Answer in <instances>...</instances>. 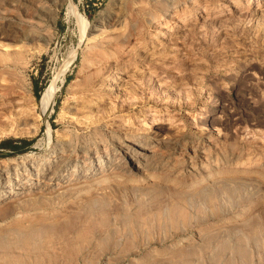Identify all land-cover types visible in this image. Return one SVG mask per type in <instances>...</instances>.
<instances>
[{"label":"rangeland","instance_id":"374dc122","mask_svg":"<svg viewBox=\"0 0 264 264\" xmlns=\"http://www.w3.org/2000/svg\"><path fill=\"white\" fill-rule=\"evenodd\" d=\"M4 28L0 161L86 165L0 202V264H264V0H0ZM126 146L147 165L104 164Z\"/></svg>","mask_w":264,"mask_h":264},{"label":"bare ground","instance_id":"6f19581e","mask_svg":"<svg viewBox=\"0 0 264 264\" xmlns=\"http://www.w3.org/2000/svg\"><path fill=\"white\" fill-rule=\"evenodd\" d=\"M115 20H118V18L116 17ZM98 25H99V21L93 23L92 24L93 28L91 29L90 32H94L95 29L98 28ZM6 31H7V28H6ZM6 33L7 32H5V28H4V31H3V29L0 30L1 35L9 37L10 33H9V35ZM31 35L32 34L30 33V30H29V33H26L25 36L30 37ZM12 36H14V35H12ZM49 92H50V89H46V91L43 93L42 98H41V106H44ZM19 130L18 129L16 130V128H12V129L7 130V132H9V133L11 132L14 135H17V134L19 135L22 133ZM79 137H80V135H79ZM37 144H39V143H37ZM135 144L136 145L138 144L139 146H137V147L140 148V141H137ZM68 145H70V144H68ZM63 146L64 145L62 144V147ZM126 147L127 148L122 153V155L119 154L120 151L118 152L117 149L115 150V147H113V149L110 150V152L107 149H104L102 153H104L103 155H104L105 159L107 158L106 163H104V164H107V161L109 163L111 162L110 164H112V161H113L114 162L113 165H116L117 167H119L120 170L122 172H124L125 174L129 173L132 170H139L141 167L147 165V162H146L147 158L152 156V155L150 156L151 150L149 151V150H147V148H144L143 151H140V150L137 151L136 150L134 152V151H131V149L129 150L128 146H126ZM131 147H133V146H131ZM60 149H61L60 151L52 150V151H49V153L48 152H43V153L41 152V154L39 153L36 155L26 154V155H22L19 158H13L11 160L0 161V202L4 201L6 198H8L10 196L17 195V194H20L22 192L23 193L27 192V190H30L33 183H34V185H37V187H35V189L46 190L48 187H50L51 184L56 185V184H60L61 182H67V181L69 182V180H71L72 178H68V177L73 176L75 179L78 178L80 166L86 165L85 161L81 162V164L76 162L73 165V167L71 168L70 174L67 175L66 172H63V171H66V166L63 165V163H65L64 162L65 157L63 155L62 148H60ZM67 150H69V149H67ZM65 153H67V152H65ZM160 153H162V152H160ZM99 157L96 156L95 159L91 158L92 160L90 162H94L95 164L100 162V161L102 162L103 159H101ZM160 159H161V157H160ZM101 162H100V164H102ZM93 166L90 165L88 167L85 175L88 174L89 170H92L91 167H93ZM146 167H148V166H146ZM35 182H36V184H35ZM27 193H29V192H27Z\"/></svg>","mask_w":264,"mask_h":264},{"label":"trees","instance_id":"16d2710c","mask_svg":"<svg viewBox=\"0 0 264 264\" xmlns=\"http://www.w3.org/2000/svg\"><path fill=\"white\" fill-rule=\"evenodd\" d=\"M19 141L23 145H29L31 143L30 140H26V139H19ZM2 144L4 146H7L8 148H12V149H17L18 148V146L14 145L11 140L4 141Z\"/></svg>","mask_w":264,"mask_h":264}]
</instances>
